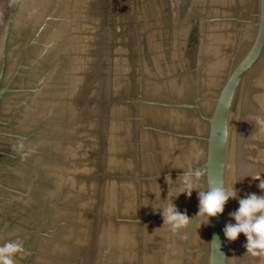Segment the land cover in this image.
<instances>
[{"label":"water","instance_id":"95a60500","mask_svg":"<svg viewBox=\"0 0 264 264\" xmlns=\"http://www.w3.org/2000/svg\"><path fill=\"white\" fill-rule=\"evenodd\" d=\"M258 115L264 0H0V244L16 264H259L223 233L264 195ZM190 165L238 199L174 234L158 209ZM197 195L173 203L195 218Z\"/></svg>","mask_w":264,"mask_h":264},{"label":"clouds","instance_id":"9594fccd","mask_svg":"<svg viewBox=\"0 0 264 264\" xmlns=\"http://www.w3.org/2000/svg\"><path fill=\"white\" fill-rule=\"evenodd\" d=\"M252 119L255 122L258 135L264 134V116L258 115ZM227 137L228 131L225 126L219 130L218 139L223 143ZM16 147L22 156L29 154L28 151H25L23 141L19 142ZM200 154H202V150L194 158L198 159ZM205 174V169L193 168L190 165L187 170H183V175L177 179L180 183L175 190L174 198L181 194L191 197L193 191L198 194V212L195 218H190L186 211H179L173 203L174 198L169 199L168 192L165 199L166 203L158 210L161 213L163 226H167L170 232L175 234L187 229L197 217L203 218L204 222L202 224L206 225L209 223V218L217 217L223 213L224 206L229 199H238L237 191L234 189L235 183L229 188L225 187L220 180H209L207 189H202L200 181ZM251 177L260 181L258 188L261 192H264V179H261L260 175ZM168 181L172 180L167 178V184ZM238 204V209L230 213V217L235 223L225 225L223 229L224 236L231 242L235 241L240 234H243L246 237V243L244 244L246 254L258 259L259 264H264V195L249 194L245 198L238 199ZM213 240L218 241V237H214ZM24 254V245L18 239L8 240L0 244V264H16L15 258L18 255L22 257Z\"/></svg>","mask_w":264,"mask_h":264}]
</instances>
